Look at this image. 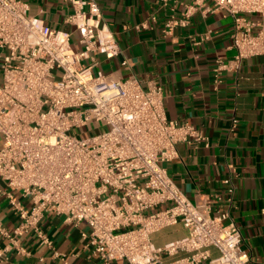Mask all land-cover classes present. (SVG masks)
<instances>
[{
  "label": "built area",
  "instance_id": "obj_1",
  "mask_svg": "<svg viewBox=\"0 0 264 264\" xmlns=\"http://www.w3.org/2000/svg\"><path fill=\"white\" fill-rule=\"evenodd\" d=\"M68 1L64 22L73 30L31 15L24 0H0V194L19 219L13 230L0 221L9 239L0 258L13 247L26 252L28 233L51 246L41 221L53 213L86 222L85 247L104 264H250L240 226L225 224L227 213L215 214L207 199L187 196L169 173L179 144L204 142L201 128L168 118L161 85L105 72L101 57L121 53L114 31L96 0ZM201 7L233 18L236 54L216 58L217 82L246 59L264 57V21L253 17L264 18V0H194L165 20L164 33L187 26ZM177 224L184 236L153 241V233Z\"/></svg>",
  "mask_w": 264,
  "mask_h": 264
},
{
  "label": "crops",
  "instance_id": "obj_2",
  "mask_svg": "<svg viewBox=\"0 0 264 264\" xmlns=\"http://www.w3.org/2000/svg\"><path fill=\"white\" fill-rule=\"evenodd\" d=\"M24 1L30 5L31 15L52 27L73 30L64 22L72 11L68 0ZM96 1L121 47L114 59L101 57V68L115 77L135 75L144 87L161 85L168 118L201 128L204 142L197 147L179 144V156L167 164L169 173L187 196L207 199L215 214L227 213L224 223L235 221L240 226L250 264H264V57L246 59L237 74L224 71L217 82L216 58L228 60L236 54L231 37L233 18L225 10L201 7L187 26L165 34V20L173 14L180 17L185 4L194 0L169 1L167 6L159 0ZM253 17L264 21L259 15ZM142 23L146 27L137 29ZM4 187L6 182L0 179V190ZM13 192L30 204L20 191ZM18 220L8 199L0 194L2 225L13 230ZM41 227L51 246L28 233L21 238L26 252L8 249L0 264H104L85 247L84 233L90 230L86 222H66L63 216L50 213ZM168 228L173 237L165 242L187 232L182 224ZM152 239L159 245V231ZM8 243L0 234V248ZM211 251L218 254L216 248ZM112 264L127 263L115 260Z\"/></svg>",
  "mask_w": 264,
  "mask_h": 264
},
{
  "label": "rangeland",
  "instance_id": "obj_3",
  "mask_svg": "<svg viewBox=\"0 0 264 264\" xmlns=\"http://www.w3.org/2000/svg\"><path fill=\"white\" fill-rule=\"evenodd\" d=\"M173 237V233L170 228H166L159 232V244L164 243L166 240H169Z\"/></svg>",
  "mask_w": 264,
  "mask_h": 264
}]
</instances>
